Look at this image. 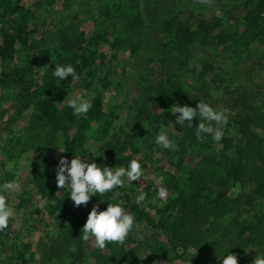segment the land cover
<instances>
[{
  "label": "trees",
  "instance_id": "16d2710c",
  "mask_svg": "<svg viewBox=\"0 0 264 264\" xmlns=\"http://www.w3.org/2000/svg\"><path fill=\"white\" fill-rule=\"evenodd\" d=\"M263 51L264 0H0V117L12 112L0 135V185L14 178L6 162L43 157L16 205L32 230L18 232L10 217L0 231V264H124L132 256L137 264H223L230 253L252 264L264 257V96L241 80L250 82L245 55L260 72ZM55 64H71L79 79L55 77ZM73 93L91 99L86 115L67 106ZM198 101L227 117L220 141L197 139L199 118L192 127L176 123L170 108ZM171 120L165 131L176 150L155 143ZM61 156L101 168L137 159L144 175L77 207L69 188H57ZM157 156L168 166L155 183ZM141 192L145 201L137 204ZM108 203L133 214L138 227L122 245L100 250L81 230L92 207Z\"/></svg>",
  "mask_w": 264,
  "mask_h": 264
},
{
  "label": "clouds",
  "instance_id": "9594fccd",
  "mask_svg": "<svg viewBox=\"0 0 264 264\" xmlns=\"http://www.w3.org/2000/svg\"><path fill=\"white\" fill-rule=\"evenodd\" d=\"M201 2L211 4V0H201ZM53 75L60 80H65L69 76L72 77L73 81L79 79L75 68L71 64H55ZM67 106L73 110L75 116L80 117L89 112L92 108V101L91 99L85 100L76 97L69 99ZM170 109L174 116L179 113L176 116V123L180 126L187 123L188 127H192L193 120L199 118V123L195 128V135L200 142H204L205 140V136L202 134L211 135L213 140L217 142L222 139V131L219 128H214L212 122H215L217 125L222 122L226 123L227 117L223 112L216 111L212 106L203 101H198L195 108L175 104ZM143 126L145 127L144 124ZM155 143L165 149H177V145L168 138L164 131H161L156 136ZM59 150L60 152L66 151ZM13 166V162L6 164L8 171H11ZM143 175L141 164L137 159H132L127 168H110L107 166L101 168L95 162L82 160L81 157L74 156L69 163L66 157L61 156L56 168L55 179L57 188L70 189V198L74 202V206L78 207L87 205L92 195L98 194L102 196L108 192H112L117 187L126 188L128 183L139 180ZM19 190L20 185L15 180L6 181L0 185V231H4L8 227L9 219L13 216V209L8 206L4 193L18 192ZM166 196V190L160 187L158 198L165 200ZM145 197L146 194L141 192L135 198V203L142 204L145 201ZM134 227H138L135 224L134 215L126 212L120 204L108 203L106 210L103 211H99L98 205H94L81 230V238L85 242L89 241L90 238H94L95 247L103 250L106 247V242L122 245ZM223 264H238L237 256L232 253L223 256ZM252 264H264V257H255Z\"/></svg>",
  "mask_w": 264,
  "mask_h": 264
},
{
  "label": "rangeland",
  "instance_id": "374dc122",
  "mask_svg": "<svg viewBox=\"0 0 264 264\" xmlns=\"http://www.w3.org/2000/svg\"><path fill=\"white\" fill-rule=\"evenodd\" d=\"M57 8H61V3H58ZM196 11V9H195ZM215 12H218V9L215 10ZM205 13L202 14V16H204ZM207 15V14H206ZM195 19V18H193ZM260 49L254 53V55L252 56L253 58L255 57V55L260 53ZM263 55H264V51H263ZM252 57L248 56L247 54L245 55V61L243 62V66H248V68L244 71L243 77L247 78L250 80H244L241 79L246 86L248 87L249 90H252L253 93H256L259 95V98H263L264 96V63L263 65L260 66V72L259 69H255L252 67V62L253 59ZM264 62V60H263ZM241 63H239L240 65ZM260 73V74H259ZM257 83L259 85H257ZM257 85V86H256ZM76 92V91H75ZM108 93H113V90L108 91ZM108 93H106V95H108ZM75 97H78V93H73V95H70L69 98L72 99ZM6 102H1L0 103V107L1 106H5ZM12 112L9 113H4L1 117H0V135L4 134V136L6 135V128L5 126L9 125V121H11V119L8 120V115L11 114ZM17 120L16 122H13V126L17 125L20 121V119H15ZM174 120H171L169 122V124L165 127L162 128V131H165L167 129L168 132L172 131V125H173ZM212 126L214 128H219L222 131V127L224 125V123L222 122L221 124L217 125L215 122H212ZM166 133V131H165ZM167 134V133H166ZM3 137V135L1 136ZM2 140V138H1ZM56 154V153H55ZM28 156V155H27ZM28 157H22L21 159H19L18 161H9V162H13V169H14V178L10 181L15 180L16 182L19 183L20 185V190L18 192H10L9 194V199H10V206L13 209V226L14 228H16L18 230V232L24 233L25 235H28V233H30V231L32 230V227L30 226V224H28V226H22V218L25 219L27 215H24L23 213V208L17 209V203L20 201V197L18 196L19 193L22 191L23 187H24V183L26 182V180L28 178H30V174L31 171L34 169V167H36L37 165H40L41 159L43 157H40L39 159H36L34 162L28 164L29 160L27 159ZM2 159V155L0 153V160ZM8 162L5 163V167L6 164ZM156 165L159 167L158 170L155 171V174L158 173L156 175V177L154 178L153 181H156L155 183H157L161 178H162V172H163V168L161 165H163L164 167H167L168 164L166 162H162L160 157H156V161H155ZM150 178H153L154 175H149ZM146 178V177H145ZM144 178V181H145ZM140 181H142L140 179ZM248 190V189H247ZM35 230V229H34ZM33 230V231H34ZM130 260H126L124 261V264H137L138 262V258L137 256H132L131 258H129Z\"/></svg>",
  "mask_w": 264,
  "mask_h": 264
}]
</instances>
